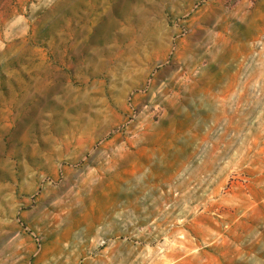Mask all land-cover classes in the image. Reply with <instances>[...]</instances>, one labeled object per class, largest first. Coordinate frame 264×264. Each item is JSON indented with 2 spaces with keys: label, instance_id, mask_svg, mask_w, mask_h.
<instances>
[{
  "label": "rangeland",
  "instance_id": "1",
  "mask_svg": "<svg viewBox=\"0 0 264 264\" xmlns=\"http://www.w3.org/2000/svg\"><path fill=\"white\" fill-rule=\"evenodd\" d=\"M0 264H264V0H0Z\"/></svg>",
  "mask_w": 264,
  "mask_h": 264
}]
</instances>
